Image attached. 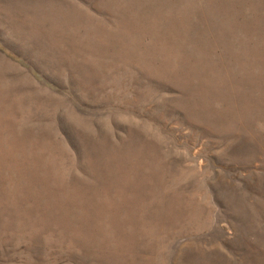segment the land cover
<instances>
[{"label":"rangeland","instance_id":"obj_1","mask_svg":"<svg viewBox=\"0 0 264 264\" xmlns=\"http://www.w3.org/2000/svg\"><path fill=\"white\" fill-rule=\"evenodd\" d=\"M0 264H264V0H0Z\"/></svg>","mask_w":264,"mask_h":264}]
</instances>
